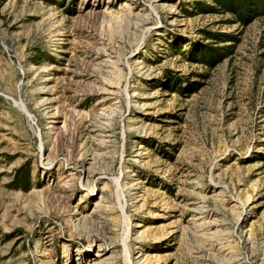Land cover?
Returning <instances> with one entry per match:
<instances>
[{
  "label": "rangeland",
  "instance_id": "1",
  "mask_svg": "<svg viewBox=\"0 0 264 264\" xmlns=\"http://www.w3.org/2000/svg\"><path fill=\"white\" fill-rule=\"evenodd\" d=\"M210 3L0 0V264H264V16Z\"/></svg>",
  "mask_w": 264,
  "mask_h": 264
},
{
  "label": "trees",
  "instance_id": "2",
  "mask_svg": "<svg viewBox=\"0 0 264 264\" xmlns=\"http://www.w3.org/2000/svg\"><path fill=\"white\" fill-rule=\"evenodd\" d=\"M46 4H57V0H40ZM211 3L208 5L207 9L211 12H219L221 14L231 13L239 22L247 23L251 19H255L259 16H264V0H209ZM221 51L215 53L214 51H207V56L205 55L201 58L202 62L211 65L213 59H217L221 54L231 53L230 48L225 47L220 49ZM211 58L213 61L207 59ZM24 166L20 167L16 173L18 175L14 179V185L16 188H21L26 190L29 174L28 172L25 175H21L23 172ZM20 181V182H19Z\"/></svg>",
  "mask_w": 264,
  "mask_h": 264
}]
</instances>
